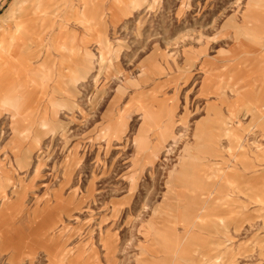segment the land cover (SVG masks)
<instances>
[{
	"label": "rangeland",
	"instance_id": "rangeland-1",
	"mask_svg": "<svg viewBox=\"0 0 264 264\" xmlns=\"http://www.w3.org/2000/svg\"><path fill=\"white\" fill-rule=\"evenodd\" d=\"M0 170V264H264V0H0Z\"/></svg>",
	"mask_w": 264,
	"mask_h": 264
},
{
	"label": "crops",
	"instance_id": "crops-1",
	"mask_svg": "<svg viewBox=\"0 0 264 264\" xmlns=\"http://www.w3.org/2000/svg\"><path fill=\"white\" fill-rule=\"evenodd\" d=\"M13 11H14V9H11L10 10V14H12L13 13ZM13 15V14H12ZM11 40H12V44H11V46L10 47H12V49H11V52H10V54H9V56L12 58V59H14V58H16V57H18V56H22L23 55V51H25L24 49L26 48V46L24 45V42L22 41L23 39H21V37H19V36H17V35H15V36H12L11 37ZM53 48H55L54 50H57L58 51V53H59V57H58V59H52V54H50L51 52H50V50H48V52H46L47 53V57H49V60H50V62H52V64L53 65H55L56 64V61L57 60H59L60 62L61 61H63V59L65 58V47H63L62 45H55V47H53ZM28 58L29 59H31V53L29 54V56H28ZM6 61V63H4V62H1V65H3V64H8V66H9V68H10V70H9V72H10V76H11V78H18L19 77V71H17L13 66V64L12 63H10V61H8V60H5ZM12 61V60H11ZM62 63V62H61ZM10 90L8 91V93H11V92H13V91H15L16 90V88L15 87H13L12 86V89L11 88H9ZM31 101V100H30ZM29 101V103H28V105L30 106V107H34L33 106V103H34V101H31L30 102ZM261 105V104H260ZM255 106V105H254ZM256 107V109H258L257 107H258V105H256L255 106ZM16 110V109H15ZM262 110H260L259 112H261ZM21 114H20V112H17V110H16V113L14 114V116L13 117H15V119L16 118H18V116H20ZM13 124H17V121H15ZM1 171V173L3 172L2 170H0ZM9 179V178H8ZM0 182H1V179H0ZM3 184L2 183H0V186H2ZM5 186L3 185V187L2 188H0V190H1V193L3 194V200L5 201V197H8V193H6V191H5Z\"/></svg>",
	"mask_w": 264,
	"mask_h": 264
}]
</instances>
